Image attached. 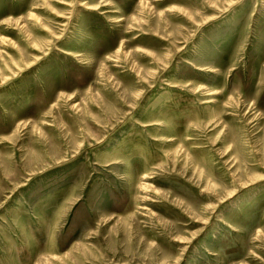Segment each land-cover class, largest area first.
<instances>
[{
	"label": "rangeland",
	"instance_id": "rangeland-1",
	"mask_svg": "<svg viewBox=\"0 0 264 264\" xmlns=\"http://www.w3.org/2000/svg\"><path fill=\"white\" fill-rule=\"evenodd\" d=\"M0 264H264V0H0Z\"/></svg>",
	"mask_w": 264,
	"mask_h": 264
}]
</instances>
